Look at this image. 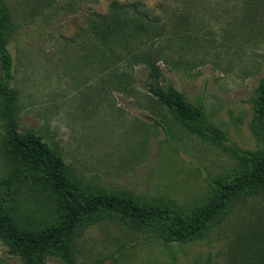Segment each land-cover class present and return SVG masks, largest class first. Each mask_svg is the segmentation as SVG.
<instances>
[{"label":"rangeland","instance_id":"rangeland-1","mask_svg":"<svg viewBox=\"0 0 264 264\" xmlns=\"http://www.w3.org/2000/svg\"><path fill=\"white\" fill-rule=\"evenodd\" d=\"M112 1L123 5L118 11L126 21L137 18L132 3L145 12L137 42L159 48V82L201 104L222 144L172 118L147 92L144 65L127 68L118 49L100 46L89 24L107 15ZM4 2L13 27L6 48L15 128L47 142L81 190L189 211L205 202L213 180L238 172L232 147L259 151L252 97L264 73V10L247 14L242 0ZM120 74L125 78L117 83ZM2 104L0 94V203L29 227L46 225L54 217L52 197L39 173L7 152ZM70 245L67 257L49 253L44 264H264V191L230 208L202 239L164 243L101 218ZM0 264H22L1 241Z\"/></svg>","mask_w":264,"mask_h":264},{"label":"trees","instance_id":"trees-1","mask_svg":"<svg viewBox=\"0 0 264 264\" xmlns=\"http://www.w3.org/2000/svg\"><path fill=\"white\" fill-rule=\"evenodd\" d=\"M242 4L247 14L250 11L255 14L257 8L264 10V0H242ZM110 5L112 8L106 16H98L89 24L100 46L107 50L118 49L116 57H124L127 68L144 65L148 76L145 82L147 92L166 107L172 118L186 130L222 144L223 135L207 123L201 104L191 105L170 81L159 82L161 72L157 62L162 59L159 48L151 43L142 49L137 42L140 32L147 26L140 20L147 17L145 12L132 3L130 7L137 18L126 21L118 11L123 5L115 1ZM246 25L244 22L242 28ZM115 26H119L117 31H114ZM12 31L10 11L4 0H0V70L3 76L0 94L3 97L2 113L8 121L6 148L10 155L27 164L34 173H39L38 179L52 197L55 208L51 223L33 228L21 223L0 203V241L22 264H44L49 253L67 257L72 237L84 226L101 218L149 232L164 243L202 239L230 208L264 191V73L252 97L253 128L260 142L259 151L251 153L232 147L231 154L241 162L238 172L227 179L213 180L205 202L193 210L184 211L164 204L137 203L115 193L85 192L69 177L62 158L38 134L30 130L22 135L17 132L13 118L16 91L7 83L11 58L6 44ZM101 50L100 54L104 56ZM124 78L125 75H121L115 80L119 83Z\"/></svg>","mask_w":264,"mask_h":264}]
</instances>
